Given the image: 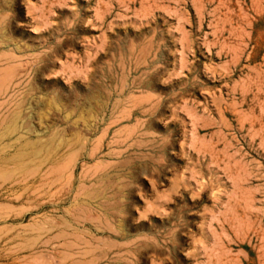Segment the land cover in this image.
Returning a JSON list of instances; mask_svg holds the SVG:
<instances>
[{
	"label": "rangeland",
	"instance_id": "1",
	"mask_svg": "<svg viewBox=\"0 0 264 264\" xmlns=\"http://www.w3.org/2000/svg\"><path fill=\"white\" fill-rule=\"evenodd\" d=\"M0 264H264V0H0Z\"/></svg>",
	"mask_w": 264,
	"mask_h": 264
}]
</instances>
